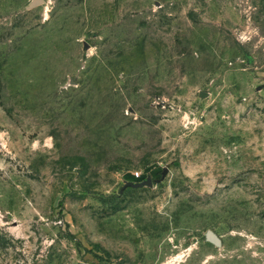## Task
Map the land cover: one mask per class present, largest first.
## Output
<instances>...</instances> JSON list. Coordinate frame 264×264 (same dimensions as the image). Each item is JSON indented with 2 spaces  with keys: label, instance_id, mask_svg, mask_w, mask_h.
<instances>
[{
  "label": "rangeland",
  "instance_id": "1",
  "mask_svg": "<svg viewBox=\"0 0 264 264\" xmlns=\"http://www.w3.org/2000/svg\"><path fill=\"white\" fill-rule=\"evenodd\" d=\"M33 1L0 0V264H264V0Z\"/></svg>",
  "mask_w": 264,
  "mask_h": 264
},
{
  "label": "water",
  "instance_id": "2",
  "mask_svg": "<svg viewBox=\"0 0 264 264\" xmlns=\"http://www.w3.org/2000/svg\"><path fill=\"white\" fill-rule=\"evenodd\" d=\"M41 2H42V0H34L30 5V9L38 6ZM166 175H167V172L164 173L163 177H165ZM152 184H153L152 179L148 178L147 180H145L142 183H129L127 186L128 187H134V188H141V187H144L147 185H152ZM210 238L217 244L221 243L220 238L215 233H211Z\"/></svg>",
  "mask_w": 264,
  "mask_h": 264
}]
</instances>
